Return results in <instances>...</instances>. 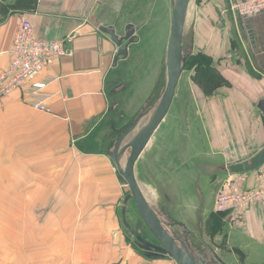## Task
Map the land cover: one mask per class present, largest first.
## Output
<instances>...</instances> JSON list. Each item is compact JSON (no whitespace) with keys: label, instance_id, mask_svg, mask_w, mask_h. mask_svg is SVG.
Here are the masks:
<instances>
[{"label":"crops","instance_id":"0c3cea01","mask_svg":"<svg viewBox=\"0 0 264 264\" xmlns=\"http://www.w3.org/2000/svg\"><path fill=\"white\" fill-rule=\"evenodd\" d=\"M173 1L155 0L160 10L153 8L150 14L159 10L156 14L166 22L163 26L160 20L165 53ZM130 4L131 0H0V74L10 64L12 42L23 17L34 24L38 39L63 41L73 51L34 82L47 84L50 113L26 103V91L33 83L0 102L1 249L14 243L10 230L15 228L17 244L67 246L65 264H177L147 247L140 231L147 227L140 215L135 225L128 220V197L121 203L127 183L112 160L122 127L144 105L162 67L157 61L147 68L153 79L143 97L129 95L133 86L141 87L150 78L146 71L139 73L140 62L136 63L142 60L137 48L144 25L132 21ZM229 4L230 0H200L193 8L190 5L187 16L184 44L189 28L191 40L186 68L193 70L180 95L189 102L184 110H177L183 117L178 150L183 156L174 163L177 179L183 177L185 185L193 187L195 215L188 225L182 221L177 227L184 229L193 256L206 264H264V206L247 210L241 229L233 228V211L214 210L221 179L236 175L227 169L252 160L264 149L260 108L264 13L241 18L226 11ZM128 24L135 25L138 42L129 46V57L115 66L118 49L100 28L116 26L123 33ZM199 54L209 60L190 63ZM198 64L223 78L213 83L214 90L194 80ZM163 68L166 76V60ZM161 80L160 76L156 86ZM120 94L135 105H125L124 111ZM190 114L194 124L188 123ZM186 133L192 138L186 140ZM253 175L248 173V185H253ZM5 261L0 264H7L6 253Z\"/></svg>","mask_w":264,"mask_h":264},{"label":"rangeland","instance_id":"374dc122","mask_svg":"<svg viewBox=\"0 0 264 264\" xmlns=\"http://www.w3.org/2000/svg\"><path fill=\"white\" fill-rule=\"evenodd\" d=\"M155 0H131V4L129 7V16L133 19L136 24L144 25L143 34L140 35L141 43L139 44L138 54L142 60L137 61L141 66V70L139 73H145L146 71L149 75V79L146 80L145 83L140 87L139 85L133 86L131 88L129 95L130 96H138L143 97L146 92L150 88V84L152 81V73L153 71H147V68L151 67L152 64H155L157 61L161 62V66L157 75H155L154 82L152 85V90L148 95V99L144 105H141V109L136 112L134 116H128L129 120H126V124L122 127L124 133L128 127H131L133 124L138 122L137 129L139 130L142 128L150 119L151 115L153 114L155 108L157 107L166 87V76L164 75V68L163 64H165L166 60V53H165V37H164V20H162L161 16L156 14L159 12L158 4H153ZM200 0H193L191 3L192 8L195 6V3H198ZM157 2V1H156ZM150 4V5H149ZM148 5V6H147ZM152 5V6H151ZM159 9L151 15L152 9ZM227 10V8H226ZM145 11V12H144ZM149 15V16H148ZM150 18V19H149ZM162 20V22L160 21ZM162 24V25H160ZM170 37V35H169ZM190 28L187 33V37L185 39L184 46V56L188 57V51L190 49ZM168 46V45H167ZM137 54V53H136ZM139 59V58H138ZM144 63V64H143ZM158 66V65H157ZM188 71H184L182 83L179 86V90L176 95V99L172 105V110L169 112L167 117V122L165 121V125L154 140H152L149 148L147 149V153L143 155L138 162V166L136 168L135 174L138 180V183L152 206V208L156 211L159 218L162 220L164 225L166 226L167 230L171 234H176L179 236V240L185 243L189 250L190 244L184 238L183 235V228L177 227V225L185 221L188 225V221H192L194 219V196H193V187L186 184L181 180L177 179V171H175L176 166L178 164L174 163L182 156L178 154L179 147L182 144V135L180 133V128L183 123L182 113L178 114L177 110H184L186 103L189 100L186 99L184 102L183 99L180 98V95L183 93L182 87L188 80L189 75H191V71L193 69L189 67ZM186 68V69H187ZM191 69V70H190ZM190 70V72H189ZM151 73V74H150ZM119 74V72H118ZM161 74V75H158ZM162 77V80L156 86L157 80L159 77ZM192 76V75H191ZM154 77V76H153ZM127 84V83H126ZM125 88V83L120 86V91ZM120 103H122L123 107L125 105H135L134 100H130L129 98L124 99L123 94L119 96ZM117 99V98H116ZM118 100V99H117ZM190 110L194 109V105L190 104ZM124 111L126 110L125 107L123 108ZM123 111V112H124ZM190 124H194V116L190 114ZM187 124V122H185ZM191 126V125H190ZM133 135H130L127 138V142L133 138ZM185 139L187 140V136L192 138V133H186ZM190 138V140H191ZM189 140V141H190ZM182 151V148H181ZM130 151L126 152L122 162L125 163L127 158L129 157ZM174 172H173V171ZM229 170V169H227ZM183 172V171H182ZM182 172L179 174L181 175ZM254 176V175H253ZM187 177V176H186ZM185 177V178H186ZM227 179V178H226ZM225 178H222L221 181L225 182ZM219 181V182H221ZM218 182V183H219ZM220 187V186H219ZM122 195V204L123 200L126 197L131 196L130 188L128 185L123 189ZM216 199V195H215ZM214 199V201H215ZM215 203V202H214ZM128 207V220L135 225V221L141 220L139 217V213L136 209V206L130 198L127 203ZM7 215V214H4ZM10 216L15 217L14 213H9ZM8 215V216H9ZM130 215V217H129ZM16 229L10 230L14 234L11 237L13 238L14 243L9 244L8 246H4V249H1L2 252V260L1 263H6L5 261V253L8 254V261L7 264H65V258L70 253V250L66 248L67 246L57 248L58 246H49V245H21L16 243ZM140 231L144 234L145 239L148 240L149 243L157 244V241L153 237V235L148 231L147 228L143 227ZM137 242L134 238L132 239L133 244ZM136 246V245H135ZM7 251H4L6 250ZM55 251H54V249ZM57 248V249H56ZM50 249V251L48 250ZM65 251V252H64ZM193 255V254H192Z\"/></svg>","mask_w":264,"mask_h":264},{"label":"water","instance_id":"95a60500","mask_svg":"<svg viewBox=\"0 0 264 264\" xmlns=\"http://www.w3.org/2000/svg\"><path fill=\"white\" fill-rule=\"evenodd\" d=\"M191 3L192 0L173 1L171 31L166 53L167 80L164 93L150 119L142 128L138 130V122H136L118 137L114 146L112 160L120 176L130 188L131 196L128 197V200L132 198L145 226L157 241L155 245L147 242V247L151 245L150 247L154 251L169 256L177 264H206L201 258H196L192 255L185 243L179 240L178 235L171 234L167 230L156 211L146 199L135 174L136 165L140 157L170 112L180 80L186 69L188 57L184 56L183 45ZM100 31L110 36L118 49L114 60L115 66L120 60H126L129 57V46L138 42L134 24H128L124 28L123 33L118 32L116 26H102ZM260 108L264 112V104ZM132 134H134L133 138L130 142H127V138ZM128 151H130L129 157L123 163L122 159ZM262 165H264V149L252 160L232 165L229 171L232 174H245L259 169Z\"/></svg>","mask_w":264,"mask_h":264},{"label":"built area","instance_id":"2783aa9c","mask_svg":"<svg viewBox=\"0 0 264 264\" xmlns=\"http://www.w3.org/2000/svg\"><path fill=\"white\" fill-rule=\"evenodd\" d=\"M235 16L249 18L264 13V0H230L226 10ZM34 24L23 17L10 50V64L0 74V102L17 90L33 83L26 91V103L34 109L50 113L45 94L46 83H34L40 75L61 58L72 56L63 41L41 40L36 37ZM233 55L228 58L232 59ZM253 185H248V173L236 174L218 188L214 210L233 211V228L245 225V212L256 205L264 206V165L253 171Z\"/></svg>","mask_w":264,"mask_h":264},{"label":"trees","instance_id":"16d2710c","mask_svg":"<svg viewBox=\"0 0 264 264\" xmlns=\"http://www.w3.org/2000/svg\"><path fill=\"white\" fill-rule=\"evenodd\" d=\"M207 60H209V59L204 58V57H202L199 54V55H196L193 59H191L190 63H191V61H192V63H194V62L207 61ZM222 79L223 78L218 73L214 72V69H210L208 67H204L202 64H200V65L198 64L197 65V69H196V74L194 76V80L196 82L205 83L206 84V86H205L206 89L209 88V90H214V87H216V85L213 86V83L222 81ZM209 82L211 83L210 87L208 85ZM211 87H212V89H211ZM205 91L208 92V90H205Z\"/></svg>","mask_w":264,"mask_h":264},{"label":"flooded vegetation","instance_id":"af4514ba","mask_svg":"<svg viewBox=\"0 0 264 264\" xmlns=\"http://www.w3.org/2000/svg\"><path fill=\"white\" fill-rule=\"evenodd\" d=\"M231 174V173H230ZM222 184V183H221Z\"/></svg>","mask_w":264,"mask_h":264},{"label":"bare ground","instance_id":"6f19581e","mask_svg":"<svg viewBox=\"0 0 264 264\" xmlns=\"http://www.w3.org/2000/svg\"><path fill=\"white\" fill-rule=\"evenodd\" d=\"M152 251V250H151Z\"/></svg>","mask_w":264,"mask_h":264}]
</instances>
